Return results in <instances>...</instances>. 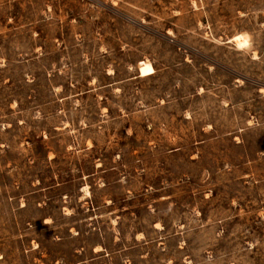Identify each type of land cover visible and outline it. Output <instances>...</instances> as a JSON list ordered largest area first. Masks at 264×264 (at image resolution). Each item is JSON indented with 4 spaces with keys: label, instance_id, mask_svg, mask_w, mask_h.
Returning a JSON list of instances; mask_svg holds the SVG:
<instances>
[{
    "label": "rangeland",
    "instance_id": "obj_1",
    "mask_svg": "<svg viewBox=\"0 0 264 264\" xmlns=\"http://www.w3.org/2000/svg\"><path fill=\"white\" fill-rule=\"evenodd\" d=\"M0 264H264V0H0Z\"/></svg>",
    "mask_w": 264,
    "mask_h": 264
}]
</instances>
